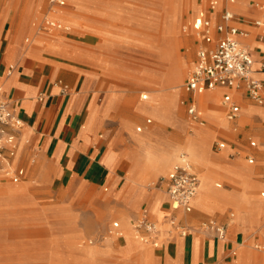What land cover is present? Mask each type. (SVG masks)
Wrapping results in <instances>:
<instances>
[{
    "label": "rangeland",
    "instance_id": "obj_1",
    "mask_svg": "<svg viewBox=\"0 0 264 264\" xmlns=\"http://www.w3.org/2000/svg\"><path fill=\"white\" fill-rule=\"evenodd\" d=\"M125 1L131 9L118 17L109 13L82 12L79 9V3L67 0L68 5L64 9L68 19L73 20L70 16L75 14L79 22L84 19L86 23L101 25L93 31L101 37L87 39L80 36L81 27L87 31L93 30V27L84 23L79 25L69 23L71 27H74L71 33L67 36L58 35H63L70 44L79 47L81 44L85 45L89 53L93 55L91 58L95 63L88 65L99 72L98 101L103 103L109 92L116 97V100L109 99V106L105 109L102 118L105 128L103 133L109 135L110 143L115 147L123 146L128 154H132L133 139L128 125L133 132L143 133L146 128L138 132L137 126L145 125L146 118L152 117L153 122L149 127L159 126V131L166 134L177 147L174 163L178 161L179 154L187 150L194 168L200 172L201 183L195 198L200 205L212 210L220 203L221 197L225 195L224 192L238 193L248 187V193L252 197L264 199L260 195L264 190V159L261 156L264 154V120L257 122L251 114L243 117L237 129H224L221 128L220 123L226 118L225 112L218 118L220 122L210 121L208 118L212 131L210 146L220 137H227L231 142L247 150L250 149L249 136L255 137L258 141V147L252 149L258 153L255 163H249L243 151L236 158L228 160V163L240 161L243 166L252 171L249 180L254 184L253 187L245 176L242 178L243 187L242 179L236 173L243 172L241 168L218 166L209 159L205 154L210 153V147L202 151L193 144L192 140L196 134L189 135L187 142L182 144L183 136L197 127L191 124L185 107L180 103L183 83L193 65L197 50L194 37L186 35L182 27L204 6V3H200L199 0ZM249 1L237 0L235 7L240 10L246 8ZM29 5L30 13L27 9L24 16V8ZM48 11V0H0V38L6 39L11 34L19 33L22 43L31 44L36 35L48 37L42 32L48 30L41 28ZM178 13L180 14L175 41L170 32V22ZM21 22H23L22 27ZM27 39L29 40L26 41ZM83 41L88 44H84ZM177 61H182V71L180 76L175 78L173 69ZM143 91L148 92V99L141 98ZM214 92H217V89L205 92L201 96L202 100L205 101L209 97L216 98ZM128 96L133 98L130 105L134 111L130 113L128 108H125L124 114L120 106L124 97L128 98ZM250 103L257 107L261 106L252 101ZM208 113L210 115V112L205 109L206 117ZM248 127L252 129L245 133L244 130ZM23 143H26V140ZM229 150H231L230 146ZM194 151L199 152L200 159L194 155ZM128 154H126V160L129 162L127 171L119 186V189H124L121 194L112 193L110 185L90 186L88 184L67 186L62 192L56 193L51 187L50 179L44 181L35 179L32 165L39 158L34 151L27 150L26 146L22 147L20 143L15 164L19 163L26 168V177L16 183L8 176L3 179L4 173L0 171V188L25 186L24 193L12 200L10 206H4L0 201V264H178L175 260L167 261L154 253L155 247L159 246L160 242L156 245L144 244L135 237L133 230V239L139 245L150 249L152 251L150 256L143 257L138 248L128 253L122 251L126 244L122 215L128 209L125 197L131 188V186L127 187L126 182L128 176L135 170L134 162ZM212 154L215 158L216 153ZM158 158L159 161L151 171L149 167L154 164L148 163L147 167L141 166L135 173L140 183L137 187L149 194L143 202H150L155 194H163L167 198L166 187L162 186L161 181L163 176L169 175L167 172L170 168L162 164L160 157ZM200 165H206L208 170L206 166ZM217 182H221L222 186L218 187ZM107 186L108 190L105 189ZM139 209L140 207L135 208L133 213L136 214ZM99 212L103 213L101 218L98 215ZM205 212L207 216L202 218L194 207L192 212L179 216L187 219L188 223H185L193 228L195 234L207 233L201 229V224L203 219L210 216H215L222 221L221 215L234 212V218L240 221L242 217V210L233 203H225L215 211ZM12 213L18 214L17 219L11 216ZM134 214L130 217L131 223ZM63 218H67L69 223L66 224ZM115 220L120 221L118 231L123 233L122 236L109 232ZM157 222L161 232L169 226L168 220L164 224ZM263 225L264 220L259 219H256L254 223L249 221L244 223L242 229L245 237L241 241L240 249L243 253H237L238 264H264V254L259 256L264 253ZM257 242H260L262 247L256 248ZM95 247L102 251L92 255L85 252ZM244 247L250 251L246 252ZM231 252L227 250L224 256H229ZM224 256L219 262L224 261ZM230 259L229 257L226 261ZM228 264L236 263L231 261Z\"/></svg>",
    "mask_w": 264,
    "mask_h": 264
},
{
    "label": "crops",
    "instance_id": "obj_2",
    "mask_svg": "<svg viewBox=\"0 0 264 264\" xmlns=\"http://www.w3.org/2000/svg\"><path fill=\"white\" fill-rule=\"evenodd\" d=\"M74 1L80 4L79 9L82 12L109 13L119 17L129 12L131 9L125 0ZM199 2L204 3L201 9H207L209 15L214 19H217L219 13L225 8L233 10L237 16L235 23L239 27L250 32L247 41L252 45L254 56L256 58L261 56L264 52V39H260V29L254 24V21L264 18V14L261 10L256 8L254 4L255 2H264V0H250L248 6L246 8H241V10L235 7L237 0L234 2L219 0L218 5L214 9L211 8V0H199ZM67 5V0H64V4L59 8V13L57 15L54 14V17L63 21L66 27L42 31L47 34L49 38L36 35L31 44L22 43L19 33L11 34L10 37L6 39L0 38V93L11 100L15 113L24 123L21 129L14 130L17 141L19 142V148L16 154L10 157V164L13 168H23L25 170L23 177L19 181L23 180L26 177V168L19 163L15 164V159L21 143L22 147L24 145L27 150L34 151V154L39 158L37 162L32 165V170L36 177L35 179L37 181L50 179L51 187L56 193L62 192L67 186L88 184L90 186L110 185L112 193L119 195L124 191V189H119V186L127 171L129 162L126 160V154H128V151L123 146L115 147L110 143L109 135L103 133L105 128L102 123L105 109L109 106V99L116 100V97L109 92L103 103L98 101L97 87L99 72L90 68L88 65L90 63H95L91 58L93 55L89 53V49L85 45L81 44L79 47L78 45L67 42L63 38V35L58 36L59 34L69 35L74 28L71 27V24L79 25L80 23H84L87 26L93 27V30L87 31L81 27L80 36L87 37V39L101 37L96 32H93L100 28L101 25L86 23L84 19H81L79 22L76 16H74L75 14L70 16L73 20H69L66 9H64ZM24 9V16H26L25 13L31 10L30 5ZM27 9L28 11L26 12ZM201 9L183 24L182 29L186 24H190ZM22 23L23 22H21L20 25L21 27ZM183 32L186 35L194 37V42L197 44L198 49L199 41L193 28H191L189 32H185L183 29ZM216 35H218V33H216ZM28 40L29 39L26 41ZM83 43L88 44L86 41H83ZM209 46H212V44H209ZM11 66H13V68ZM257 77L264 82V72H258ZM60 80L68 84L69 91L67 93L61 92V85L58 83ZM216 89L217 92H214L216 93V98L209 97L205 101L202 100L201 96L205 92L215 91ZM216 89H204L192 95L187 93L184 87H182L180 103L185 107L191 124L197 125L196 129L190 130L191 133H188V131L187 134L183 136L184 142L182 144L187 142L189 135L196 134L192 140L193 144L202 151L210 147V153L205 154L209 159L214 161L218 166H236L237 169L241 168L243 172H236L237 175L240 176V179L244 178V176L247 177V180L251 183L249 176L252 174V171L246 166H243L240 161L228 163V160L236 158L237 155H240V152L243 151L245 152L244 157L246 160L249 163H255L258 153L252 149L258 147V141L255 137L249 136L248 146L250 149L248 150L241 145L238 146L236 143L231 142L227 137H220L210 146L212 131L209 126L208 118L210 121L220 122L218 118L225 112L224 116L226 118L220 123L221 128L237 129L243 117L251 114L254 115L257 122H262L264 120V103L255 102L245 93L235 91L232 88L218 87ZM227 94L231 95L240 107L238 116L233 119L227 116L228 109L223 103V99ZM141 98L144 100L148 99V92L143 91L141 93ZM132 99L133 98L129 96L128 98L124 97L121 103L122 105L120 106L124 114L125 108H128L130 113L134 111L130 105L131 102H133ZM183 99L196 103L202 113L200 122L192 120L187 109L188 104L183 103ZM250 101L261 106L257 107L254 104L252 105ZM125 105H127V107ZM205 109L210 112V115L208 113V117L205 116ZM241 116L242 118H240ZM152 122L153 118L147 117L145 125L137 126L138 132L146 128V131L143 133L133 132L128 125L133 139V152L128 155L134 162L135 170L128 176V181L126 182L127 187L131 186V188L125 197L129 210L127 209L122 215V220L124 222L123 227L125 230L124 237L126 238V244L122 251L128 253L138 248L143 257L150 256L152 251L146 246L139 245L133 239L132 235L135 220L145 210L148 211L152 219L162 224L168 220L172 213H175L182 222L188 223L184 216L179 215H186L192 212L194 207L197 209V214L201 215L203 218L207 216L205 211L212 212L225 203H233L242 210L240 221L234 218V212H230L229 215H221L222 221L215 216H210L202 220V222H204L215 219L224 224L226 226L224 238L215 237L205 231L206 234H195L192 232L186 236L171 238L166 228L160 234V245L155 247L154 253L167 261L171 259L172 262H174L175 260L178 264H228L231 261L238 264L237 253H243L240 249L242 246L241 241L245 237L242 228L244 223L248 221L254 223L256 219L260 221L264 220V199H255L252 197L248 193V187L247 189L244 188L246 191L242 190L238 193L224 192L225 195L221 197L220 203L212 210L200 205L199 201L195 199V196L191 202L190 210L185 211L183 209H178L173 211L171 208V198L167 191H165L167 198L163 194H155L152 196L150 202H143L149 197V194L137 187L140 183L137 180V176H135L136 171H138L141 166L147 167L148 163L154 164L149 167L151 171L159 161L158 157H161L168 149H171L175 145V143H172L168 139L166 134L159 131V126L154 125L153 127H149ZM251 129V127H248L244 131L246 133ZM197 130L199 131L198 134ZM25 140L26 143H28L27 145L23 143ZM252 141H255L256 144L252 145ZM216 142L223 143V147L220 149L216 148ZM229 146L231 150H229ZM183 151L188 153L187 150ZM213 152L216 153V155L214 154L215 158L213 157ZM233 153H235V155H232ZM249 156L254 158L253 162L249 161ZM261 156L264 159V154ZM240 158L242 157L240 156ZM8 165L7 162L1 161L0 171L4 173V169ZM173 166L168 169L167 174L170 175L172 173ZM200 166L204 167L206 165ZM194 170L200 176V172L195 168ZM206 170H208V167ZM5 177L6 175L4 173L3 179ZM242 183L244 187L243 179ZM216 185L221 187L222 183L217 182ZM162 186L166 187L165 184ZM253 186L254 184H252L251 187ZM23 187L25 191V186ZM108 188L107 186L105 189L108 190ZM260 195L264 197V190L261 191ZM137 207H140V209L134 214L135 212L133 213V211ZM133 214L135 216L131 223L130 217ZM98 215L101 218L103 213L99 212ZM11 216L17 219L18 214L12 213ZM119 227L120 221L115 220L110 229L113 228L118 231ZM122 235L123 233H121L120 236ZM135 237L137 238L136 235ZM255 246L256 248H260L262 244L257 242ZM244 248L246 252L250 251L246 247ZM227 250H231L232 254L224 256ZM100 251L102 250L95 247L85 252L92 255ZM263 254L264 253L259 256ZM223 256L224 261L219 262L220 258ZM229 257L231 259L226 261Z\"/></svg>",
    "mask_w": 264,
    "mask_h": 264
},
{
    "label": "built area",
    "instance_id": "obj_3",
    "mask_svg": "<svg viewBox=\"0 0 264 264\" xmlns=\"http://www.w3.org/2000/svg\"><path fill=\"white\" fill-rule=\"evenodd\" d=\"M48 2L49 11L43 19L41 28L44 30L65 28L62 21L54 17V12L64 4V0H48ZM218 3L219 0H211V8H216ZM254 5L264 14V2H255ZM236 19V13L229 8L223 9L217 19L211 17L207 9H201L190 24L184 26L185 32L193 28L199 41L195 60L183 84L187 93L194 95L204 89L227 87L245 93L255 102L264 103V82L257 77L258 72H264V52L259 58L254 56L252 45L247 41L250 32L239 27L235 23ZM254 24L259 27V36L263 40L264 18L256 19ZM58 83L61 85L62 93L69 91L68 84L61 80ZM182 102L188 104L187 109L192 120L200 122L202 113L196 103L186 99ZM223 103L227 106V116L230 119L238 116L240 107L231 95H225ZM23 125L22 119L15 113L11 100L0 93V162L5 161L9 164L4 169V173L14 181H19L25 173L23 168H13L10 164V157L14 156L19 148L14 130L21 129ZM255 144L256 142L252 141V145ZM223 145L221 142L215 143L218 149ZM249 161L253 162L254 158L249 156ZM161 182L166 185L173 211L191 209V202L199 191L201 178L194 170L186 151L179 154L172 173L163 176ZM168 225L167 231L171 238L186 236L193 232V228L182 222L175 213L169 216ZM201 229L219 238H224L226 233V226L215 219L202 222ZM134 231L142 242L155 245L159 243L161 229L147 210L135 220ZM109 232L121 235L113 228L109 229Z\"/></svg>",
    "mask_w": 264,
    "mask_h": 264
},
{
    "label": "bare ground",
    "instance_id": "obj_4",
    "mask_svg": "<svg viewBox=\"0 0 264 264\" xmlns=\"http://www.w3.org/2000/svg\"><path fill=\"white\" fill-rule=\"evenodd\" d=\"M60 11V9L56 10V12H54V14H58ZM179 14L178 13L175 18L170 22V32L173 35L175 41V34H176V27H177V23L179 20ZM179 41V40H178ZM177 41V42H178ZM176 42V43H177ZM181 60V59H180ZM182 62V61H181ZM180 61H177V65L176 67L173 69V76L175 78H178L181 74L182 71V65H181ZM176 63V62H174ZM174 66V65H173ZM172 76V75H171ZM178 83V82H177ZM170 144V143H169ZM167 145V144H166ZM165 145V146H166ZM173 145V144H172ZM167 147V146H166ZM171 147V146H170ZM165 149V148H164ZM167 150V149H166ZM176 152H177V147L176 145H174L171 149H168L161 157H160V161L162 164H164L165 166H167L168 168H171L174 164V159L176 156ZM194 155L200 159V154L198 151H194ZM17 183V182H16ZM9 185V184H8ZM2 187V186H1ZM24 193V187L23 185H18V186H8V187H3L0 188V200L2 201V203L4 204V206H10L12 200L18 198L20 195H22ZM66 221V224H68V220L67 218H63ZM51 223V222H50Z\"/></svg>",
    "mask_w": 264,
    "mask_h": 264
}]
</instances>
